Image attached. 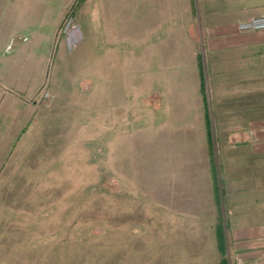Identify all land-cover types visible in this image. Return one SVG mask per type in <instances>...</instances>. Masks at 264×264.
Instances as JSON below:
<instances>
[{
  "label": "rangeland",
  "instance_id": "1",
  "mask_svg": "<svg viewBox=\"0 0 264 264\" xmlns=\"http://www.w3.org/2000/svg\"><path fill=\"white\" fill-rule=\"evenodd\" d=\"M176 2L169 21L136 32L133 0H73L44 79L11 80L9 93L0 79V264H264V250L252 261L237 250L246 229L264 230L252 203L264 181H242L264 157L245 128L247 92H227L249 70L230 42L255 40L264 28L241 25L264 13L221 32L240 18L218 8L227 1ZM86 20L121 38L86 42ZM213 241L217 256L183 253Z\"/></svg>",
  "mask_w": 264,
  "mask_h": 264
},
{
  "label": "crops",
  "instance_id": "2",
  "mask_svg": "<svg viewBox=\"0 0 264 264\" xmlns=\"http://www.w3.org/2000/svg\"><path fill=\"white\" fill-rule=\"evenodd\" d=\"M72 1L73 0H0V79L8 78V93L12 92L11 87H9L11 85V83H9L11 80L44 79L46 74V61L54 46L56 29L64 17L67 7ZM87 1L98 2L99 0ZM133 1V15H136V18L137 15L143 16V19L140 21L136 19L133 21L136 32L153 28L160 23L162 18H164L165 21H169L174 14L173 0H165V11L161 14L157 7V2L159 0ZM176 1L177 4H180L181 9L184 8L187 12L189 11V0ZM222 1L227 2H223L224 6L222 5L218 8H222L223 10L226 9V11H224L225 15H236L240 16V18H235L233 21H231V19L228 23L226 22L219 25L218 27L221 29V32L231 31L232 25L234 27L236 21L247 20L264 13V0ZM146 7L152 8L147 11L143 9ZM85 12H87L92 19L89 10L86 9ZM144 17L149 18L146 19L148 20L147 25ZM91 21L86 20L85 23L81 22V28L86 42L89 40L99 42L98 32L102 33V40L104 41H108L109 39L111 41L118 40L121 38L120 35H111L109 32L110 29L107 27L104 30L102 27L91 25ZM215 30L216 29H214V31ZM251 34L252 33L246 34L243 40L238 38V41H234L235 43L233 41L230 42V44H235V46L231 47L234 49L232 56L235 55L234 57L237 58H242L243 56V66L245 67L243 68L249 70L244 76L237 74L238 77L243 76V79H233L236 82L229 84L227 92L230 96L233 87L236 94L241 91L247 92L248 95L244 99V104H246L244 112L249 113L250 116L254 118H250V121L245 123V128L258 129L255 133L258 137L257 143L260 145V149L264 150V79H260L261 77L257 75L256 71L258 68L264 70V30L254 35L255 40L250 39ZM6 48H8V51ZM235 64H237L236 68L233 67L235 70L241 68L240 64L242 63L240 61L236 60ZM6 71H8V75H6ZM260 113L261 116H259ZM257 117L260 119H257ZM233 142L236 144L242 142L247 145L246 148H249L250 144V141H247V139H236ZM262 150L259 156L264 157V151ZM253 155L254 153H251L250 157ZM251 163L252 162L244 165V170L238 173L239 177L242 173H247V171H249ZM256 174L258 173H255V175L248 173L242 178V181L251 183V179H253L254 183H256L258 178L264 181V173L259 172L258 175ZM237 188L238 187L231 190L229 186L227 196H229L231 191L236 192ZM244 190L246 194L254 191L252 188L248 190L247 187ZM255 190L264 191V188H259L257 186ZM252 199V203L257 204L259 202L261 205L264 204V196L260 198L253 196ZM261 216L264 217V214ZM259 234L260 236L257 231L246 229L245 239L240 242V247L237 249L249 255L250 260L248 261H252L253 255L258 251L264 250V242L258 241L264 237V230ZM207 235H209V233L200 235V239ZM258 236L260 238H258ZM214 242L215 241H213L210 249L189 247L183 248V253L185 256L193 255L195 257H206V255L217 256L218 253L214 247ZM185 262H187L185 264H188L190 261L185 260ZM199 262L201 264H207L209 260L204 258L199 260Z\"/></svg>",
  "mask_w": 264,
  "mask_h": 264
},
{
  "label": "built area",
  "instance_id": "3",
  "mask_svg": "<svg viewBox=\"0 0 264 264\" xmlns=\"http://www.w3.org/2000/svg\"><path fill=\"white\" fill-rule=\"evenodd\" d=\"M70 21L71 19L68 18L67 20V24H66V28H67V37L69 38L70 36H73V29H75L74 27H71L68 29L69 25H70ZM242 28H254V29H258V28H264V19H251L249 21L244 22L241 25Z\"/></svg>",
  "mask_w": 264,
  "mask_h": 264
}]
</instances>
